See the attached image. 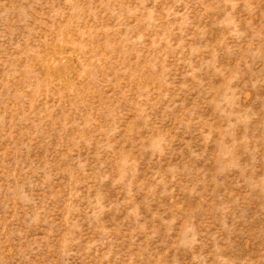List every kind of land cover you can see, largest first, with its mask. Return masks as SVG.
<instances>
[{"label":"rangeland","instance_id":"1","mask_svg":"<svg viewBox=\"0 0 264 264\" xmlns=\"http://www.w3.org/2000/svg\"><path fill=\"white\" fill-rule=\"evenodd\" d=\"M0 264H264V0H0Z\"/></svg>","mask_w":264,"mask_h":264}]
</instances>
